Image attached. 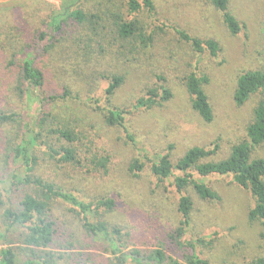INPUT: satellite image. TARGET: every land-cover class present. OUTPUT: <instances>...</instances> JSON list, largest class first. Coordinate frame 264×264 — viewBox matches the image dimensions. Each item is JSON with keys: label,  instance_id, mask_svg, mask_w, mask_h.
I'll return each mask as SVG.
<instances>
[{"label": "trees", "instance_id": "obj_1", "mask_svg": "<svg viewBox=\"0 0 264 264\" xmlns=\"http://www.w3.org/2000/svg\"><path fill=\"white\" fill-rule=\"evenodd\" d=\"M119 1L69 0L60 9L50 5L45 14L39 13L41 8L35 14V2H27L15 7L13 23L0 27V264H210L204 247L213 245L205 240L212 226L192 232L197 204L191 191L205 204L202 212L211 223L214 213L208 203L221 199L208 184L211 177H229L250 194L248 220L261 225L264 241V158L257 155L264 146V70L237 79V106L254 96L260 100L246 127V138L234 144L227 156L214 158L217 145L212 150L195 146L175 161L163 153L152 163L156 185L173 188L175 198L169 201H175L177 224L175 218L169 226L138 211L130 219L133 227L125 232L109 220L121 210L117 196L104 190H92L93 194L85 190L81 195L65 186L79 181L91 185L97 179L106 183L114 162L110 153L100 151V136L77 117L73 101L94 103L104 125L129 134V112L112 103L126 83L120 68L131 65L143 71L152 65L155 74L163 64L165 71L174 68L170 60L153 57L151 48L165 43L155 38L154 29L171 30L199 54L214 59L220 55L221 47L213 39L156 25L154 0ZM211 3L227 32L233 37L243 35L247 27L234 14L232 0ZM143 11L153 24L136 18ZM189 68L180 81L193 111L211 124L214 110L204 88L208 78L198 64ZM165 71L157 77L161 83L147 88L134 110L151 111L173 99ZM57 109L65 115L53 119ZM67 115L68 122L58 119ZM96 151L104 155H95ZM41 152L51 166L44 174L38 168ZM145 168L136 160L130 171L140 177ZM218 254L224 255L221 260L228 259V251ZM250 264H264V258Z\"/></svg>", "mask_w": 264, "mask_h": 264}, {"label": "rangeland", "instance_id": "obj_2", "mask_svg": "<svg viewBox=\"0 0 264 264\" xmlns=\"http://www.w3.org/2000/svg\"><path fill=\"white\" fill-rule=\"evenodd\" d=\"M68 1L0 0V27L13 23L14 9L19 5L35 2L34 13L39 12L38 9L41 8L39 13L45 14L49 11L50 5L60 9ZM154 3L157 10L156 25L166 24L168 27L181 28L193 37L213 39L219 43L221 51L219 57L214 59L207 56V53H197L190 45L180 41L171 30L163 33L154 29L155 38L165 43L155 44V47L151 48L153 57L156 59L161 57L162 62L170 60L174 68L165 71L167 67L163 64L157 69L156 74L152 65H147L143 71H137L131 65L120 68L118 72L125 75L126 83L113 98L112 103L129 112V134L104 125L101 112L94 103H86L84 100L73 101L77 117L100 136L98 139L102 147L100 151L110 153L114 162L106 183L105 180L97 179L91 185L79 181L77 184L65 186L78 193L82 192L81 195L85 190L89 194H93L92 190L98 192L104 190L103 193L109 192L117 196L122 201L121 210L113 214V219L109 217V220L126 229L133 227L130 219L135 218L138 211L139 214L146 213L152 221L159 220L171 226L172 219L175 218V223H178L175 201H169L172 197L175 198L173 188L165 189L156 185V180L150 172L152 163L157 155L163 153L171 154L175 161L189 148L195 146L212 150L217 145L219 148L214 158L227 156L234 144L246 138V127L252 119L253 109L260 100L254 96L246 105L237 106L234 101L237 79L243 73L264 70V0H232L234 14L247 27L239 37H233L227 32L211 0H154ZM136 18L146 25L153 24L146 11L141 12ZM152 30L149 29V32ZM195 63L198 64L201 74L208 78L204 88L214 110L215 118L211 124L203 122L193 111L186 89L180 81L183 73L191 71L189 65ZM164 71L168 81L166 85L174 94L173 99L165 106L151 111L134 110L133 106L144 95L145 90L157 87L156 85L161 83L157 77L163 75ZM57 112H54L57 115H54L53 119L65 115L63 109H57ZM68 117L67 115L58 119H65L63 122H68ZM48 141L52 143L51 138ZM85 144L90 146L87 141ZM257 153L259 157L264 158V146ZM96 154L104 155L98 151ZM46 160H50L49 157L41 152L38 168L42 174L51 167ZM136 160L146 165L140 177L130 171V166ZM1 168L0 164V178ZM208 184L221 197L219 201L208 203L210 212L214 213L211 223H208L210 217H205L202 212L205 204L191 191L197 204L192 232L197 234L201 227L212 226L211 236H207L205 240L208 243L212 242L210 245H213L204 247L207 254L204 258L210 260V264H250L264 258V241L261 238L263 228L260 224H252L248 220V209L253 203L250 194L240 190L229 177H211ZM13 200H18V197L13 196ZM75 223L74 226L78 230V222ZM127 231L128 229L125 230ZM131 248L132 246L129 249ZM220 251L224 253L228 251L226 261L220 259L224 256L218 254Z\"/></svg>", "mask_w": 264, "mask_h": 264}]
</instances>
